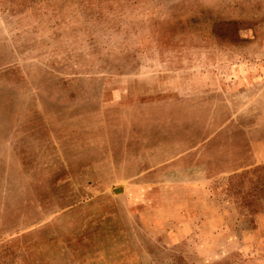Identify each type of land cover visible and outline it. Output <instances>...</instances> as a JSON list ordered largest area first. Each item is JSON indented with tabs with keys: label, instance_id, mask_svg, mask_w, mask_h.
I'll return each instance as SVG.
<instances>
[{
	"label": "rangeland",
	"instance_id": "1",
	"mask_svg": "<svg viewBox=\"0 0 264 264\" xmlns=\"http://www.w3.org/2000/svg\"><path fill=\"white\" fill-rule=\"evenodd\" d=\"M0 264H264V0H0Z\"/></svg>",
	"mask_w": 264,
	"mask_h": 264
}]
</instances>
